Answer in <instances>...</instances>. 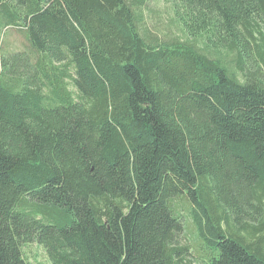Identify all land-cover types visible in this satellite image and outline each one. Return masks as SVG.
Returning <instances> with one entry per match:
<instances>
[{"label": "trees", "instance_id": "16d2710c", "mask_svg": "<svg viewBox=\"0 0 264 264\" xmlns=\"http://www.w3.org/2000/svg\"><path fill=\"white\" fill-rule=\"evenodd\" d=\"M167 1L0 0V264H264V0Z\"/></svg>", "mask_w": 264, "mask_h": 264}, {"label": "rangeland", "instance_id": "374dc122", "mask_svg": "<svg viewBox=\"0 0 264 264\" xmlns=\"http://www.w3.org/2000/svg\"><path fill=\"white\" fill-rule=\"evenodd\" d=\"M141 10L143 19L140 22V30L150 37H157L160 40L184 37L174 17L171 4L167 0H144ZM26 44L25 37L15 27L5 28L0 34V50H23ZM176 202L187 227L181 236V242L191 245L190 253H187L185 258L187 261L197 263L196 257H198V261L201 262L199 257L201 253L195 248L198 238L188 215L187 202L182 198L177 199ZM22 253L28 264H50L44 248L37 242L23 245Z\"/></svg>", "mask_w": 264, "mask_h": 264}]
</instances>
